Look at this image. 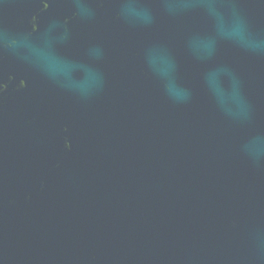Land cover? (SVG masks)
Instances as JSON below:
<instances>
[{
    "label": "water",
    "instance_id": "95a60500",
    "mask_svg": "<svg viewBox=\"0 0 264 264\" xmlns=\"http://www.w3.org/2000/svg\"><path fill=\"white\" fill-rule=\"evenodd\" d=\"M0 264H264V0H0Z\"/></svg>",
    "mask_w": 264,
    "mask_h": 264
},
{
    "label": "snow or ice",
    "instance_id": "6c2138e0",
    "mask_svg": "<svg viewBox=\"0 0 264 264\" xmlns=\"http://www.w3.org/2000/svg\"><path fill=\"white\" fill-rule=\"evenodd\" d=\"M47 6V5H46Z\"/></svg>",
    "mask_w": 264,
    "mask_h": 264
}]
</instances>
